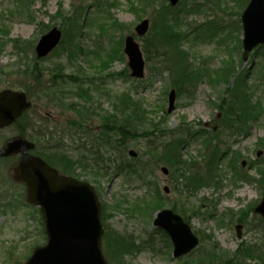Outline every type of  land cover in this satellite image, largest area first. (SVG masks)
I'll return each mask as SVG.
<instances>
[{"label":"rangeland","instance_id":"rangeland-1","mask_svg":"<svg viewBox=\"0 0 264 264\" xmlns=\"http://www.w3.org/2000/svg\"><path fill=\"white\" fill-rule=\"evenodd\" d=\"M249 1L181 0L176 9L181 16L178 28L184 35L183 48L193 64L206 74L196 89H185L182 93L172 86L175 70L172 72L158 58L154 46L149 50L148 60L143 51L146 60L143 80L131 77L126 56L124 61L117 56L109 60L114 55L113 50L119 48L121 41L131 35L142 20L150 21L148 34H151L155 12L146 11L142 17L138 12L137 15L134 7L138 0H37L30 7L35 23L18 17L13 10L14 0H0V16H6L5 29L0 30V91H27L28 99L32 100L31 120L37 125L52 127L61 136L66 132L67 149L78 144L88 148L87 141H90L89 146L96 143L98 146L101 130L98 120H94L87 130L79 128L75 125L78 120L75 112L56 108L47 102L44 88L51 86L50 72L58 67L65 76H76L77 73L94 84L91 86L87 81H80L86 88H98L92 97L97 109L94 111L101 115L112 113L111 101L116 102L117 97L127 94L143 104L148 113L146 121L137 126L138 132L149 130L155 123L173 132L186 130L192 137H184L187 143L181 152L183 161L198 159L201 162L204 141L210 138L212 147L217 145L220 151H227L219 163L218 177L193 194L186 193L188 190L183 185L175 184L171 170L165 174L162 171L164 165L158 166L148 157L145 153L146 137L131 141L124 155L129 162L140 158L144 167L149 165V168L145 167L146 171H142L140 180L117 177L109 181L106 177L98 184L92 176H80L79 180L96 187L109 216L107 223L113 230L133 235L137 241L154 234V215L149 219L142 214L146 204L142 199L148 203L149 199L144 196L150 194L152 200L155 188L163 195L161 210L173 207L184 210L185 219L201 240L200 255H207L212 247H216L234 257L241 246H254L260 251L256 256L259 258L244 259L240 263L264 264V222L254 214L255 207L264 197V182L256 173L264 162V46L256 48L247 63L242 60L240 19ZM71 15L80 19L83 25L80 53L71 55L66 45L56 49L39 63L42 71H48L44 73L46 78L42 83H34L24 72L35 64L38 40L54 27L64 31L66 19ZM122 25L125 28L120 30ZM45 26L48 29H44ZM136 39L143 49L144 39ZM13 40L22 44L24 51L15 49ZM238 81L250 96L253 117L244 123L241 131L232 132L223 124L218 107L222 98L230 100L240 90ZM172 90L176 93V110L169 114ZM215 126L218 132L211 130ZM15 136L14 126L1 130L0 148ZM111 145L115 148L113 142ZM131 150L137 153V157L129 155ZM116 154L123 155L119 151ZM243 162L245 166L242 167ZM251 163L254 164L251 166ZM16 164L12 159L0 161V264H24L36 246L47 242L39 210L27 204L25 187L13 180ZM236 225H242L241 240L237 238ZM155 237L158 238V248L163 246L158 235ZM162 250L163 253L147 251L128 256L125 264H189L191 260L173 258L172 245L168 252V249Z\"/></svg>","mask_w":264,"mask_h":264},{"label":"trees","instance_id":"trees-1","mask_svg":"<svg viewBox=\"0 0 264 264\" xmlns=\"http://www.w3.org/2000/svg\"><path fill=\"white\" fill-rule=\"evenodd\" d=\"M35 1L37 0H14L13 10L16 11L15 13L20 19H29L30 23H35L34 12L30 10L32 2ZM137 4L134 7V11L137 15L138 12L141 13L140 17L150 10L155 12L156 15L151 27V34H148L147 38H143L144 40L142 39L143 51L147 60L149 50L151 46H154V53L158 58L167 64L172 72L174 70L176 72L174 73L172 86L182 93L186 90L192 91L196 89L200 79L206 74L200 70V67H196L193 64L189 53L183 48L182 39L184 35L178 28V24L181 22L180 13H178L176 8L168 4V0H138ZM58 14L60 15L61 13L58 11ZM5 18L6 16L4 15L0 16V30L5 29ZM122 28H125V26L122 25L120 30ZM82 29L81 20L76 16H69L66 19L63 39L58 49L66 45L71 55H74L75 52L80 53V43L84 37ZM13 42L15 49L20 52L24 51L22 44H19L17 40H13ZM123 44L124 40L121 41L119 48L113 50L114 55L110 56L109 60L117 56V58L124 61ZM40 61L42 60L36 57L33 68H27V72H24L36 84L42 83L46 78L44 73L48 72L40 69ZM50 73L52 76L51 79L49 78L51 86L44 88V91H47V102L56 106V108L75 112L78 116L75 125H78L79 128H86L85 130H87L94 120H98L100 121L99 127L101 130L98 146L97 143L95 146L94 144L89 146L88 142L90 141H87L88 148L84 144L80 146L78 144L75 147H70L71 149H67L69 144L65 143L66 140L64 139L67 133L62 132L64 136H61L60 132L54 131L52 127L37 125L29 117L30 111L18 121L14 126L16 134L34 142L36 148L33 153L44 158L61 173L78 179L82 175L92 176L96 183L106 177L109 178V181L117 177H129L134 180H140L143 177L142 171H146L149 165L146 164L145 168L140 158L134 159L133 163L129 162L124 158V155L131 141L146 137L147 146L145 153L158 166L164 165L169 171L171 170L172 180H175V184L178 186L183 185L185 190H188L186 193L193 194L200 188L210 185L218 177L219 163L223 153L217 145L211 146V138L204 141V155H200V158L202 157L201 162L198 159H191L189 162L183 161L181 152L187 143L184 137H192L186 130L182 132L181 129H178L173 132L168 129H162L160 127L161 124L155 123L151 125L149 130L147 129L140 133L137 126L141 123L143 124L148 117L143 104L125 94L117 97L116 102L110 100L112 102V113L106 112L101 115L94 111L97 110L94 108L96 102L92 97L93 93L98 92V88H90L88 86L86 88V85L80 83V81H87V84L92 86L94 85L92 82L83 79L82 76H77V73L76 76H65L60 67ZM238 85H240V90L230 100L222 98V102L218 107L219 114L223 118V124L226 129L232 132L241 131L244 123L253 117L250 96L239 81ZM25 92L27 93V91ZM69 96L72 98L69 99ZM108 99L110 98L108 97ZM112 142L115 144V148L111 145ZM118 151L119 154L123 155H117L116 152ZM76 153L78 154L75 155ZM108 155H110L109 158H106ZM236 156L240 158L238 153ZM118 158H120V161ZM230 167L233 168V164ZM258 170L256 171L257 176L264 182V162L263 167ZM177 172H180L179 175ZM154 194L155 196L152 200L150 199V194L144 196V198L149 199L148 203L145 199H142L146 203L142 208V214L149 219H152L151 217L161 210L162 205H164L162 192L154 188ZM173 210L184 216L183 209L178 210L173 207ZM139 211L141 210H136V212ZM108 217L107 210L103 205L102 222L105 229L103 251L110 264H125L126 257L142 252L163 253V248L168 249L167 252L171 249L170 241L162 231H154V234L160 238L159 242L163 243V246L158 248V238L154 234L142 241H137L133 235L113 230L107 223ZM259 220L262 221L261 219ZM258 252L260 251L254 246H241L234 257H229L216 247H212L207 255H200L199 248L187 258L191 259L189 264H241L240 261L244 259L259 258L256 257Z\"/></svg>","mask_w":264,"mask_h":264},{"label":"water","instance_id":"water-1","mask_svg":"<svg viewBox=\"0 0 264 264\" xmlns=\"http://www.w3.org/2000/svg\"><path fill=\"white\" fill-rule=\"evenodd\" d=\"M176 6L179 0H169ZM243 29V60L248 61L250 53L264 45V0H251L241 17ZM150 27L149 21H142L136 28L144 36ZM62 40L58 28L43 35L36 46L38 58L47 57ZM124 53L133 78L145 76V60L140 45L133 36L125 39ZM176 93L169 98V113L175 110ZM31 107L22 92L0 93V128L15 123ZM34 144L17 137L0 150V157L21 154L22 159L14 171V178L27 185L26 200L40 209L47 235V244L37 247L25 264H109L102 250L104 229L101 221V203L94 188L86 182L58 174L40 157L32 156ZM136 156L135 152H130ZM168 174L167 169H163ZM168 192V190H167ZM264 218V198L255 209ZM154 226L165 231L173 244V257L182 258L199 245V238L189 224L172 210L157 213ZM241 239V227L237 228Z\"/></svg>","mask_w":264,"mask_h":264},{"label":"bare ground","instance_id":"bare-ground-1","mask_svg":"<svg viewBox=\"0 0 264 264\" xmlns=\"http://www.w3.org/2000/svg\"><path fill=\"white\" fill-rule=\"evenodd\" d=\"M203 166V165H202Z\"/></svg>","mask_w":264,"mask_h":264}]
</instances>
